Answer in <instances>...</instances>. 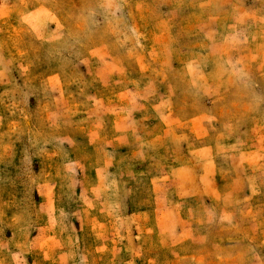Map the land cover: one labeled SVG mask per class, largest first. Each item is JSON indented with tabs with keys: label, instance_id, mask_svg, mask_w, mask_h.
Returning <instances> with one entry per match:
<instances>
[{
	"label": "rangeland",
	"instance_id": "374dc122",
	"mask_svg": "<svg viewBox=\"0 0 264 264\" xmlns=\"http://www.w3.org/2000/svg\"><path fill=\"white\" fill-rule=\"evenodd\" d=\"M0 264H264V0H0Z\"/></svg>",
	"mask_w": 264,
	"mask_h": 264
}]
</instances>
